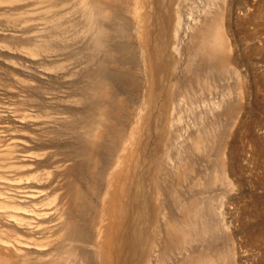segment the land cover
<instances>
[{"label": "bare ground", "instance_id": "1", "mask_svg": "<svg viewBox=\"0 0 264 264\" xmlns=\"http://www.w3.org/2000/svg\"><path fill=\"white\" fill-rule=\"evenodd\" d=\"M227 1L153 0L168 41L152 32L144 0H0V264H228L235 257L226 236L235 197L223 195L234 189L236 170L224 157L198 170L200 160H216L222 126L215 119L230 115L237 100L225 82L244 95L237 39L254 17L225 18ZM168 46L173 58L160 60ZM172 66L171 90L161 87L157 99L155 77ZM153 104L157 123L168 116L166 155L154 167L149 247L135 259L127 150L150 135Z\"/></svg>", "mask_w": 264, "mask_h": 264}, {"label": "rangeland", "instance_id": "2", "mask_svg": "<svg viewBox=\"0 0 264 264\" xmlns=\"http://www.w3.org/2000/svg\"><path fill=\"white\" fill-rule=\"evenodd\" d=\"M144 1L148 3V5H147V9L145 7L141 9V13L145 15L148 23L152 25L151 28L152 32L154 34L157 33V35L158 33H161L165 37H168L167 38L168 41H171L172 35L170 34V31L162 32L160 30L161 20H159L158 18V14L156 12L157 10L155 8L153 0H144ZM262 1L264 2V0H228L227 1L228 2L227 5L229 4L231 5V7L229 5L226 6L225 9L227 10V13L225 14L226 17L224 15L225 18H227V15L229 16V18L232 15L231 19L236 18L239 21L243 20L244 22L248 15L251 14L254 17L252 19V22L249 24H244V28L242 32L240 31L241 32L240 37L242 36V38L240 39L242 40L237 39L236 50L237 53L239 52L238 54L240 55L239 58L240 71L241 74L243 72L244 80L248 85L251 84L250 80H252L253 86L254 84L255 85L257 84L256 85L257 87L251 86L250 91L247 92L248 89L245 90L247 84L245 83L244 92H243L244 95L242 97V95H239L240 93L238 92L237 89H235L236 86L233 85L232 82L231 84L229 83L230 81L228 80L225 82L227 86L229 85H231L232 87L234 86L233 88H231V90L228 91V96H231L232 94L231 96L232 99L236 97L235 99L237 100L236 103L234 104L231 101L232 99L229 100V102L227 103L230 104L232 102L233 107H235L233 108L235 109L233 111L231 104V107L228 110L230 115H226L228 112L224 114L223 113L220 114L219 112L220 115L217 114L218 112L217 113L215 112V114H217V118L219 117L220 118L217 119L215 116H213V118L214 117L216 118L215 120L220 122L219 125L222 126L220 127L222 131L220 129L218 132L216 131V133L219 136H221V138L219 136L218 138L217 137L216 138L219 141L218 144H220V147L222 148L221 150L223 149L224 150L222 151V153L219 152L220 149L219 147L216 146L218 145L216 140L215 142L216 144L215 143L213 144L215 149L213 151L215 152L217 150L216 154L213 152V155L215 154L214 158H216V160L215 159L213 160L212 157L213 162L208 161L207 164V160L206 161L200 160L202 165L198 164L199 171L203 168L206 171L209 169L208 167H210L209 163H211L210 165H212V163L213 165H215L214 164L215 162L217 163L219 159H222L224 157L227 159L225 162L227 164L229 163V165L236 170L238 179L234 189L233 190L230 189L229 191L227 190V192L223 191L224 193L226 192L225 194L222 193L224 194L223 196L227 195L226 198L230 200L231 197L232 198L235 197L234 200L233 199L231 200L230 203L231 205L228 204V207H226V211L228 213L227 214L228 217L226 216V218L229 219V220L227 219L229 221L227 222L231 224V225L228 224L229 227L227 228L228 230H226V236L228 239L227 246L229 247V248L227 247V251L233 250L232 252L235 256L233 258L232 255L231 258H229L232 259L231 261L227 259L228 264L230 263L232 264V261L233 264H264V237H263L264 235L263 232L264 231V20H262L264 12L263 13L260 12V10L262 11V9L264 8L260 9L258 7L260 6V4L263 3ZM74 2L75 1H73V3ZM245 3L246 5H244ZM232 6L237 9L239 8V10L241 8L242 9L240 10V12L237 9L233 12L231 11ZM243 7H245L244 10ZM249 7L253 9H249ZM242 11L247 12V14L244 12L245 13L244 15ZM258 11L261 14H259ZM47 15L53 16L52 13H48ZM259 15L262 16L258 17ZM244 37L245 39H243ZM227 41L228 44H231L229 43L230 42L229 39H227ZM61 43L62 41H57L58 45H61ZM229 48L233 50V48L231 47ZM63 53L64 51L62 49L58 52L60 59H63ZM173 54L174 53L171 50V46L170 47L168 46L167 49L165 48L163 50L160 60H163L165 58L166 59L173 58ZM60 61H62L60 63L67 65V63L64 60H60ZM172 68L173 66L168 71L161 72V74L155 77L154 90L153 91L151 90V93H154L157 99H159L162 94L161 87L165 86L164 91H166V93L170 92L171 90V86L170 84H168V79H169L168 72H170ZM59 71H63V70H59ZM124 71H127L126 67ZM231 86H229L228 88L230 89ZM81 88L82 87L76 89L75 91L76 95L72 99L80 98L82 96L83 92ZM222 92L224 93L225 90H222ZM236 94L238 95V97ZM162 95L165 94L163 93ZM228 96L226 97L228 98ZM226 97L224 96L222 97V99ZM150 110H151L150 117L153 123V127L150 128V135L144 138L145 136H143L142 134L143 136L142 143L139 148L136 145L137 147L136 152L133 153L131 152L130 154L129 148L127 150V156H128L127 160H130L129 169H127V172H129L128 174L129 178L127 182H129V187H131L130 194L132 195V197L134 196V198H132V201L134 202V207L132 208L130 214L133 217V225L135 226H133V229H131L132 230L131 233L135 235V238L137 240H139V243H137L138 244L137 254L133 255L135 259L137 258L140 259V257L143 258L149 247L148 239L151 236V227L150 229H147L145 228V226L147 227V224L149 222L148 208L153 202L152 201L153 196H149V195L151 194L150 192H152L151 187H152V179H154V170H155L154 167L156 166V162H159L160 159L162 160L163 156L166 155L165 149L163 147L165 143V139L162 140V135L168 134L167 127L164 124L168 116L167 115L164 116V120L161 121L160 119L161 123L160 122L157 123L156 116L159 111L158 107H156V105L153 104ZM219 132L221 133V135L219 134ZM223 133H225V135ZM145 140L146 142H144ZM256 149L258 151H256ZM152 152L154 153V155H152ZM229 152L230 154L232 153L230 156V158H233L231 159L232 162H229L230 160L228 161L229 157L227 156ZM234 157L236 159H234ZM202 161L206 163H203ZM167 166H168L167 169L168 168L170 170L172 169V172L171 171L169 172L171 173H173V171L175 172L174 165L172 166V162L167 163ZM199 166L200 168L202 166V168L200 169ZM174 174L175 173H173V175ZM195 189L197 190L198 186L197 188L195 186ZM234 204L236 205V207L234 206ZM256 231H258V233ZM139 236L140 239H138ZM251 238H253V240H251ZM231 251L230 253L232 254Z\"/></svg>", "mask_w": 264, "mask_h": 264}]
</instances>
